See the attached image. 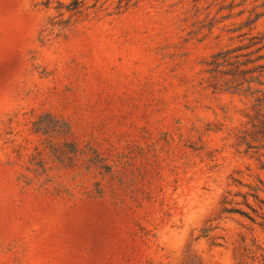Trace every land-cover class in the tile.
I'll list each match as a JSON object with an SVG mask.
<instances>
[{
	"label": "rangeland",
	"instance_id": "374dc122",
	"mask_svg": "<svg viewBox=\"0 0 264 264\" xmlns=\"http://www.w3.org/2000/svg\"><path fill=\"white\" fill-rule=\"evenodd\" d=\"M0 264H264V0H0Z\"/></svg>",
	"mask_w": 264,
	"mask_h": 264
}]
</instances>
